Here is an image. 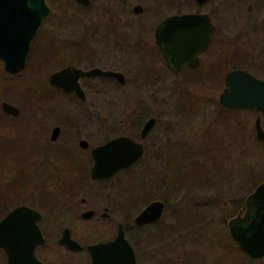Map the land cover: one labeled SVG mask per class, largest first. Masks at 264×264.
I'll return each instance as SVG.
<instances>
[{
    "label": "rangeland",
    "instance_id": "1",
    "mask_svg": "<svg viewBox=\"0 0 264 264\" xmlns=\"http://www.w3.org/2000/svg\"><path fill=\"white\" fill-rule=\"evenodd\" d=\"M232 1L235 2L208 0L201 7L203 12L213 14L217 33L214 47L230 50L233 46H239L257 54L260 37L254 32L242 30L246 22L245 7H238ZM47 5L49 17L40 26L33 40L35 52L17 73L19 76L7 79L0 70V102L20 107L46 101L45 97L50 94L48 75L66 65H77L71 60L70 53L64 50L65 46L76 39L88 38L94 24H119L120 31L116 32L114 39L116 43L108 48L114 51V44L116 48L119 45L122 62L150 69L147 47L139 50L144 39L151 38L155 25L166 16L196 9L193 0H91L88 8L80 7L73 0H47ZM135 5L142 8L140 14L131 11ZM72 30L76 36L71 34ZM48 39L62 46L66 55L62 54L63 59L56 60L55 56L50 57L47 63L42 62L44 57L51 54L47 44L41 46ZM130 40L139 52L137 57L132 53ZM67 55H70L69 58ZM0 67L2 69L1 63ZM135 74V69L128 72L124 89L114 90L107 82L109 90L102 100L107 107L124 108L125 104L135 103L140 108L152 109L158 124H165L168 128L167 135L172 140L169 148L173 152L153 159L145 154L137 167L123 170L118 175L119 217L126 227L128 242L131 244L137 238L142 239V256L149 257L150 264H162L164 260L167 264H264V258L254 261L244 257L229 239L226 228L227 221L236 215L243 200L258 184L264 182V141L255 140L253 128L254 118L259 116L264 132V114L249 109L221 108L217 102L222 89L221 79L217 85L215 82L201 85L199 91L202 93L194 94L181 89L182 80L172 77L164 69H160L157 79L145 69L143 85L149 82L152 89L135 91L131 84L136 78ZM254 74L259 78L257 73ZM17 83L21 84L18 86ZM208 87H214L211 93H205ZM9 89L10 93L4 96ZM13 122L9 123V127H0V138L5 142L4 145L0 143V190L6 184L5 187L9 186L7 190L11 192L9 202L18 196L16 205L31 204L38 193L35 184L42 176L32 169L35 159L29 158L32 160L29 164L18 163L21 158L24 159L25 146L13 138V131L18 130L20 124ZM181 147L182 150H179ZM208 147L215 149L212 163L208 158L188 154L189 151ZM146 165L153 168L152 172L145 168ZM5 196L0 191V218L13 208L2 211V205L7 203ZM154 200L165 205L160 221L141 232L130 228L134 216ZM149 234L151 241L149 238L147 243L145 236ZM57 251L58 264L87 262L84 254H73L65 260L64 256L69 255L60 248Z\"/></svg>",
    "mask_w": 264,
    "mask_h": 264
},
{
    "label": "flooded vegetation",
    "instance_id": "2",
    "mask_svg": "<svg viewBox=\"0 0 264 264\" xmlns=\"http://www.w3.org/2000/svg\"><path fill=\"white\" fill-rule=\"evenodd\" d=\"M207 1L205 0L203 3L198 4L196 0H193L196 6L194 11L178 12L162 19L187 14L205 15L207 17L212 27V32L206 46L197 53L196 59H194L196 60L195 64L192 66L183 64L177 73H174L165 64L160 51L155 45V30L161 20L153 28L151 38L144 39L145 41L139 46L140 51L143 50V46L147 47L146 52L148 51L149 56L147 58L151 61L150 69L147 67L145 69L156 79L159 77L160 69H164L172 77L182 80L181 89L186 90L187 93L194 94L202 93L199 91L201 85L206 83L212 85L214 82L217 85V81L220 79L223 89L225 76L233 71H244L253 77H255V72L259 75V78H255L264 80V0L232 1L238 7L242 8L243 5L245 7L246 22L242 30L254 32L260 37L259 52L257 54L249 53L239 46H233L230 50H219L214 47V38L217 33L216 24L212 19L213 14L203 12L201 9ZM74 2L82 8H88L91 5V0H88L89 3L87 5H82L77 1ZM183 4H185L184 1ZM183 4L181 5L183 6ZM135 6L131 8V11L135 14H140L142 8L139 6L140 11L134 12L133 8ZM94 25L91 28L92 33L87 35L88 38L76 39L65 46L64 50L70 53L71 60L73 59L77 65H66L51 74L66 67H72L82 72L99 70L120 74L122 82L106 76H81L77 79V85L84 99H80L75 95L74 91L65 93L60 88L51 86L48 82L49 75H51L49 74L47 83L50 94L49 97H45L46 101L16 107L18 114L15 117L4 114L0 109L1 128L9 127V121L12 120L20 122L18 130L14 129L12 136L25 146L23 164L26 162L29 164V161H32L29 158L35 159L36 162L35 164L32 163L34 166L32 169L42 176L41 180L35 184L38 193L32 198V203L16 205L27 206L39 214V220L36 224L42 244L34 248L33 254L35 259L41 264H58L57 248L69 255L64 256L65 260H68L73 254H84L87 257V262L84 264H89L88 246L112 240L119 226L123 230L125 237L126 227L121 224L119 217L121 205L118 199V175L123 170L137 167L145 154H147L149 159L160 157L165 153L168 154L170 151L169 144L172 142L170 135H167V126L158 124V118L154 116L152 109L150 110L149 107L144 109L138 107V104L131 103L125 104L124 108H118L116 106L107 107L104 103L102 100L104 98L103 95L109 90L106 87V83L108 82L114 90L124 89L127 74L131 70L135 69L137 74H135L136 78L131 83L135 91L141 89L150 91L152 87L149 82L145 86L143 85L142 80L145 73L143 67L122 62L121 46L118 45L116 48L114 44V51L109 49L110 47L108 48L112 43H116L114 39H116V32L119 33L120 31V25L116 22H104ZM182 28L183 26L180 27V32L185 37L186 33ZM86 30L89 32L88 29ZM71 34L75 35L74 30H72ZM79 35L80 33L77 34V36ZM33 40L30 44L26 62L30 60L36 49ZM43 42L44 44L41 46L47 44L51 48V54L44 57L42 62L47 63L50 57L55 56L56 60L63 59L62 54L65 55V53L61 45H58L52 39L44 40ZM130 42L133 46L132 53L137 57L139 52L135 49L136 45L131 40ZM70 55H67V57L69 58ZM154 78L153 80H156ZM213 88H206L207 92L205 93H211ZM64 99L69 101L64 102ZM218 105L223 109L233 110L225 108L219 103ZM259 113L264 114V111ZM149 120H152L151 127L144 137L141 138L142 128ZM16 131H18L17 135ZM121 137H125L141 146L140 157L130 167L117 171L108 178L91 179L92 151L111 140ZM0 142L3 143L4 139L0 138ZM179 150H182V147ZM214 150L213 147H208L204 150L189 151L188 154L191 157L208 158V161L212 163L215 159ZM170 152L172 153L173 151L171 150ZM181 155L183 156L184 154L181 153ZM145 168L152 172L153 168L149 165H146ZM196 169L198 170L199 168L196 167ZM136 194L137 192L134 190V195ZM244 203L245 199L234 217L244 213ZM164 209L165 205L163 203V212ZM137 215L138 213L134 218ZM134 218L131 221L132 226L130 228L139 232L154 226L161 219L155 223L138 226L134 224ZM113 231L114 233L112 234ZM63 233L76 242L81 249L71 251L59 245L58 241ZM99 233L101 236L97 237L96 234ZM150 236L151 234L145 236V240H148L147 243H149ZM141 244L142 239L138 238L130 244L135 257V264H150L149 257L142 256L143 248H141ZM237 248L244 257L253 260L248 258L238 246ZM145 251V254H147V249ZM0 252L3 260L2 264H7L4 252L1 249ZM162 264H167V261L164 260Z\"/></svg>",
    "mask_w": 264,
    "mask_h": 264
},
{
    "label": "water",
    "instance_id": "3",
    "mask_svg": "<svg viewBox=\"0 0 264 264\" xmlns=\"http://www.w3.org/2000/svg\"><path fill=\"white\" fill-rule=\"evenodd\" d=\"M87 5L88 0H74ZM205 0H196L198 4ZM134 12L140 7L135 6ZM49 16L46 0H0V63L4 73L14 75L25 66L30 44L37 30ZM185 31L184 37L180 27ZM212 32V27L205 15L170 16L162 20L155 30V45L160 51L165 64L174 73L183 65H194L197 53L203 49ZM169 33V34H168ZM168 34V35H167ZM191 34V35H190ZM81 76H106L122 82L118 73L91 70L82 72L66 67L49 75L48 82L62 91H74L84 99L77 85ZM218 103L229 109H249L264 111V80H259L244 71H233L224 78V88L217 98ZM1 111L11 117L18 114V109L4 101ZM152 120L145 123L141 138L151 127ZM254 138L264 141V132L260 118L253 123ZM141 155V146L121 137L109 141L94 149L91 153L93 166L91 179H104L115 172L130 167ZM244 213L231 218L226 223L227 235L250 259L264 257V182L258 184L245 198ZM163 213V203L159 200L150 202L134 218L135 225L157 222ZM39 214L27 206L20 205L11 209L0 219V249L4 252L7 264H41L33 254L37 245L42 244L37 227ZM59 245L68 250L78 251L79 245L62 234ZM89 264H135V257L129 242L119 226L115 237L107 242L87 247Z\"/></svg>",
    "mask_w": 264,
    "mask_h": 264
},
{
    "label": "trees",
    "instance_id": "4",
    "mask_svg": "<svg viewBox=\"0 0 264 264\" xmlns=\"http://www.w3.org/2000/svg\"><path fill=\"white\" fill-rule=\"evenodd\" d=\"M0 70H1V73H2V75L4 76V77H6L7 79H14V78H16V77H18L19 75L18 74H16V75H8V74H4V71L2 72V69H1V67H0ZM22 83V82H21ZM21 83H17L18 84V86L21 84ZM18 86H16V87H18ZM10 93V89L9 90H6V94L4 95V96H7L9 93ZM14 122L13 121H11L10 122V124H13ZM13 126V125H12ZM2 145H4L5 144V142H0ZM209 160V159H208ZM17 162V161H16ZM24 162V159L23 158H21L20 160H19V162L18 163H20V164H22ZM6 185V184H5ZM5 185H4V187H3V185L1 186V192L2 193H5L6 194V200H7V203L5 204V205H2V211L3 210H7L8 208H10V207H14L15 205H16V201H17V199H18V196H17V198H15L14 199V201H10L9 202V196H10V191L9 190H7L8 189V187L9 186H7V187H5ZM8 192V193H7Z\"/></svg>",
    "mask_w": 264,
    "mask_h": 264
}]
</instances>
